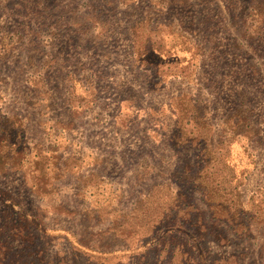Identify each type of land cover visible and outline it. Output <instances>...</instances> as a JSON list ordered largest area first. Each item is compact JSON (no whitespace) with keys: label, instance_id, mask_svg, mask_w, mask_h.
Instances as JSON below:
<instances>
[{"label":"rangeland","instance_id":"374dc122","mask_svg":"<svg viewBox=\"0 0 264 264\" xmlns=\"http://www.w3.org/2000/svg\"><path fill=\"white\" fill-rule=\"evenodd\" d=\"M0 252L264 264V0H0Z\"/></svg>","mask_w":264,"mask_h":264},{"label":"trees","instance_id":"16d2710c","mask_svg":"<svg viewBox=\"0 0 264 264\" xmlns=\"http://www.w3.org/2000/svg\"><path fill=\"white\" fill-rule=\"evenodd\" d=\"M1 253V252H0ZM31 262V261H30ZM3 264V263H2ZM30 264V263H29Z\"/></svg>","mask_w":264,"mask_h":264}]
</instances>
